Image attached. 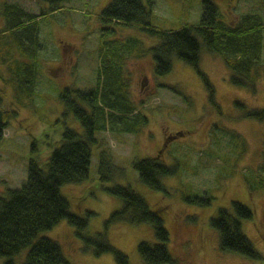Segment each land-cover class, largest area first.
I'll use <instances>...</instances> for the list:
<instances>
[{"label":"rangeland","instance_id":"obj_1","mask_svg":"<svg viewBox=\"0 0 264 264\" xmlns=\"http://www.w3.org/2000/svg\"><path fill=\"white\" fill-rule=\"evenodd\" d=\"M0 2L19 5L37 16L51 7L41 0ZM153 2L152 24L161 30H179L200 23L202 0ZM214 2L227 25L236 26L249 15H256L264 24V0ZM110 3L111 0H71L40 21L35 98L18 95L15 86L0 79V88L5 89L8 98L0 110L16 112L0 142V193L26 184L31 159L46 168L67 129L84 134L74 112L64 115L65 92L69 89L75 95V91L100 87L101 94L107 95L114 81L106 64L104 71L101 57L112 60L114 46H119L121 86L137 107L130 116L128 129L132 127L136 132H127L126 123L112 124L106 117L107 128L97 132L96 138L106 145L123 174L114 172L111 180H102L101 149L94 144L89 178L61 189L71 212L88 219L85 234H105L111 245L127 255L130 264H144L138 246L141 242H156L153 228L125 222L107 225L123 205L122 199L109 190L117 185L128 186L145 199L152 211L161 212L170 234L169 251L179 264H264V126L254 120L238 119L243 112L236 107L240 102L251 109H264V78L258 82L257 95H253L248 89L231 84L230 70L221 57L203 52L200 69L214 88L219 110L209 102L206 84L195 67L174 59L171 73L157 76L150 49L160 40L138 27L104 22L102 13ZM14 56L21 54L14 51ZM9 63L7 55L6 61L0 58L3 79L10 76ZM145 78L148 81L143 87ZM176 132L179 134L175 140H167ZM234 133L242 137L245 147L233 138ZM152 157L161 159L168 167H177L174 177L162 180L164 191L145 186L134 169L136 160ZM253 177L262 180L260 185L250 186L247 179L252 185L258 184ZM206 198L212 200L205 203ZM234 202L254 212L252 221H243V228L262 260L220 250L219 233L212 220L220 209L232 210ZM77 232L76 227L64 220L40 237L57 242L70 264H117L113 254L96 256L88 251ZM27 253L25 250L16 258L18 264L24 262ZM5 262L0 256V264Z\"/></svg>","mask_w":264,"mask_h":264},{"label":"trees","instance_id":"obj_2","mask_svg":"<svg viewBox=\"0 0 264 264\" xmlns=\"http://www.w3.org/2000/svg\"><path fill=\"white\" fill-rule=\"evenodd\" d=\"M41 1L51 5L49 9L43 10L41 16L29 13L19 5L0 2V17L3 20V28L0 29V58L2 61H6V55L10 58V76L8 79L0 76V79L6 80L7 85L15 86L18 95L23 93V97L28 99L35 98L36 94L40 21L60 11L63 4L71 0ZM146 1L147 4L144 0H111L102 13V19L106 23L138 27L160 40L157 46L150 49L157 76L171 73L174 59L184 61L196 68L206 84L209 102L219 109L215 102L214 88L200 69L202 54L208 52L223 59L230 70L233 86L248 89L250 93L257 95L258 82L264 78V24L256 15H249L236 26L227 25L221 19L214 0H202V15L198 25H185L179 30H161L152 24L155 9L153 0ZM114 48L112 60L106 56L101 57L104 71L106 64L114 81L113 84L110 83L107 95L101 94L100 87L87 92L75 91V95L69 89L65 92L67 111L64 115L74 112L83 126L84 134L79 135L74 130L67 129L63 142L54 150L46 168L31 159L26 184L20 189L8 188L6 193H0V256L6 259L5 264H18L16 258L25 250H28V253L21 264H70L57 242L40 237L42 233L52 230L64 220L76 227L77 234L85 240L88 251H92L96 256L113 254L117 264H130L127 255L111 245L105 234H85L89 226L88 219L73 214L69 201L61 192L63 186L80 184L89 178L94 144L101 149L99 173L103 176L102 180H111L114 172L123 174V169L114 164L112 153L96 138L97 132H103L107 128L106 117L112 124L121 121L124 125L126 123L127 132H136L132 127L128 129V121L137 111V107L129 94L123 91L118 74L122 49L119 46ZM14 51H18L21 57H15ZM7 100L5 89L0 88V108ZM236 107L243 112L238 119L254 120L264 126V109H251L240 102ZM219 112L223 115L222 110ZM15 115L14 110H0V142ZM179 133L184 134L182 131ZM233 138L245 147L240 135L234 133ZM235 147L237 148L236 144ZM133 166L140 181L157 191H164V178L177 174V167H168L161 163V159L155 157L136 160ZM253 178L258 184L252 185L247 179L250 186L260 185L262 180L259 177ZM109 192L121 198L123 205L113 213L107 225L117 222L147 224L154 230L156 242H141L138 246L143 263L179 264L169 251L170 234L161 212L152 211L145 199L131 187L117 185ZM206 199L205 203L212 200ZM253 218L254 212L237 202L233 203L232 210H219L212 220V226L219 233L222 252L251 260H262V255L243 228V221H252Z\"/></svg>","mask_w":264,"mask_h":264},{"label":"flooded vegetation","instance_id":"obj_3","mask_svg":"<svg viewBox=\"0 0 264 264\" xmlns=\"http://www.w3.org/2000/svg\"><path fill=\"white\" fill-rule=\"evenodd\" d=\"M147 81H148L147 78H145V79H144V83H143V87L146 85ZM177 134H179V133L176 132V133H174L173 135L168 136L167 140H171V139H173V138H176V135H177Z\"/></svg>","mask_w":264,"mask_h":264},{"label":"bare ground","instance_id":"obj_4","mask_svg":"<svg viewBox=\"0 0 264 264\" xmlns=\"http://www.w3.org/2000/svg\"><path fill=\"white\" fill-rule=\"evenodd\" d=\"M2 111V110H1Z\"/></svg>","mask_w":264,"mask_h":264},{"label":"crops","instance_id":"obj_5","mask_svg":"<svg viewBox=\"0 0 264 264\" xmlns=\"http://www.w3.org/2000/svg\"><path fill=\"white\" fill-rule=\"evenodd\" d=\"M3 192V191H2Z\"/></svg>","mask_w":264,"mask_h":264}]
</instances>
